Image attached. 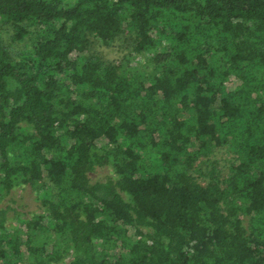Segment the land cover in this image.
<instances>
[{"label":"trees","instance_id":"obj_1","mask_svg":"<svg viewBox=\"0 0 264 264\" xmlns=\"http://www.w3.org/2000/svg\"><path fill=\"white\" fill-rule=\"evenodd\" d=\"M9 26L0 198L55 197L0 203V264H264V0H0ZM123 34L140 63L91 49Z\"/></svg>","mask_w":264,"mask_h":264},{"label":"rangeland","instance_id":"obj_2","mask_svg":"<svg viewBox=\"0 0 264 264\" xmlns=\"http://www.w3.org/2000/svg\"><path fill=\"white\" fill-rule=\"evenodd\" d=\"M11 29L10 26L6 27V29L0 28V32L5 36L6 33L12 31ZM154 36H156V34ZM6 37H8V34H6ZM91 49L105 59H128L127 63H140L143 61L144 55L147 54V52L133 53L128 57L127 53L130 47L125 34L118 36L110 45H104L100 43L99 40L93 39ZM230 85H233V83H230ZM236 155L237 153L226 144L214 145L209 151L197 155L196 158L193 159L190 169L200 182L206 183L208 172L212 167L217 168L219 175H224L228 170L229 163L236 158ZM111 173L112 170L109 165H101L90 172V178L91 180L105 179L111 175ZM36 193L52 198L55 197V193L50 184H45L35 191L29 186H23L13 189L7 195H3L0 198V203L14 207L22 216H28L32 211L40 210L38 202L35 200ZM10 211L12 213V210ZM25 262L26 259H16L9 254L4 258L5 264H24Z\"/></svg>","mask_w":264,"mask_h":264}]
</instances>
